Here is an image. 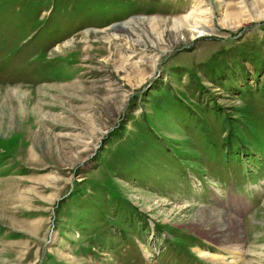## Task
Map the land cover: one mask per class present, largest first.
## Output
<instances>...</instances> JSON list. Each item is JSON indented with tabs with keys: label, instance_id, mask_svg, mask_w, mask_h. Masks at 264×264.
Segmentation results:
<instances>
[{
	"label": "rangeland",
	"instance_id": "1",
	"mask_svg": "<svg viewBox=\"0 0 264 264\" xmlns=\"http://www.w3.org/2000/svg\"><path fill=\"white\" fill-rule=\"evenodd\" d=\"M263 187L264 0H0V264H264Z\"/></svg>",
	"mask_w": 264,
	"mask_h": 264
},
{
	"label": "bare ground",
	"instance_id": "2",
	"mask_svg": "<svg viewBox=\"0 0 264 264\" xmlns=\"http://www.w3.org/2000/svg\"><path fill=\"white\" fill-rule=\"evenodd\" d=\"M230 220H234V216L215 211L210 207H203L193 215V219L189 223V228L203 238L215 243L220 242L218 244L238 242V244H235V247L226 249V252L230 254L239 253V249L245 243V239L242 237L240 223L236 221L232 226L228 222ZM211 258L214 259L213 257Z\"/></svg>",
	"mask_w": 264,
	"mask_h": 264
}]
</instances>
